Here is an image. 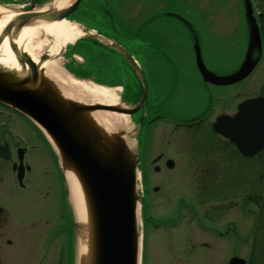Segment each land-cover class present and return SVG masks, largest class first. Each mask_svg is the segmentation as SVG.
Returning <instances> with one entry per match:
<instances>
[{"label": "rangeland", "instance_id": "obj_1", "mask_svg": "<svg viewBox=\"0 0 264 264\" xmlns=\"http://www.w3.org/2000/svg\"><path fill=\"white\" fill-rule=\"evenodd\" d=\"M16 1L25 3L29 0ZM127 1L128 5L126 6L125 2ZM263 1L264 0H253L254 4L252 5L258 12V16L260 12L264 10ZM91 2L96 1L82 0L78 8L71 14V17L80 20V15H83L87 16L86 20H91L92 22H97L99 20L106 22V18L103 14L89 13L88 7ZM97 2H102L107 7V10L119 20V22H117L118 24H116V35L122 43L129 47L131 35H139L138 38H132L134 41L131 44H134L136 48V51L132 52L136 55L143 67L147 65L144 42L148 32L145 28L147 7H145L146 5H144V3H147V6L149 5L152 16H155L160 9L161 12H174L189 20L191 26L184 25L182 21L170 16L161 17L163 18V24L167 27L164 32L165 36H163L160 41V43L164 45V56H166L167 61L156 59L153 52L152 58L156 65L168 75L165 84L169 80V71L178 72L179 81L183 84H190L189 86L183 85V92L179 93V98H175L173 102L170 101L165 108H177L185 117L193 115L202 110L206 105L211 104V101H207L208 97L206 94L208 93L210 96H213L212 108L209 113V118L212 120L222 109L226 111L228 109L233 110L236 102L245 96H250V94L258 92V90L262 88L264 82V61H261L246 79L227 86H215L203 82L198 77L195 68L193 51L194 35L192 30L196 31V37H198L197 39L201 48L202 60L208 70L218 76H226L235 71L238 67L246 46V26L243 21L237 20L238 12L236 6L238 3L236 0H234V3H236L232 5V8V0H97ZM119 3H122V5ZM116 4L119 6H116ZM228 5H230V10L228 9V11H222L218 14L214 11L220 6L228 7ZM203 11L205 13H202ZM200 13H202V15H200ZM222 13H229L226 17L231 18L233 23H221L217 21L216 17L225 18ZM210 17L214 18V23L213 21L210 23L206 19ZM75 26L79 29V26ZM38 38L42 42H44V39H47L49 42L51 41L50 37L43 34H40ZM98 49H102L106 52V49L102 47ZM44 51L45 49H42L40 52L42 53ZM79 51L84 56L86 68L90 69L91 73L95 74L99 72V68L103 69V75L101 74V77L104 81L117 77L127 80V76L124 75L126 72L123 66L124 62L116 53L108 50L109 55H107L109 58L105 60L104 57L98 59V54H95L97 57H94L92 52L90 53L82 48H80ZM57 59L59 68L64 70V63L67 60L62 56ZM103 64H105V66H102ZM116 65L118 69L113 72L111 69ZM161 69L160 73L162 74ZM103 79H101V81H103ZM114 90L119 94V88H114ZM205 124L206 123L201 125L203 130H206L207 126H205ZM128 125L132 129L131 124L128 123ZM161 126H159L157 130L155 129L156 131L149 145H147L148 141H146L145 147H143L142 144L140 153L144 150V155H142L141 159L143 161L145 158L143 169L145 170L144 172H146L148 186L158 183L162 192L168 194L171 200L165 204V206H159L156 203H161L163 198L158 197L154 207H149L147 209L149 214H147V216L151 218L143 226V264H224L233 254L247 259L249 255L248 245L249 241H251L250 236L254 229V217L242 212L239 206H233L224 210L229 199H234L232 197L238 195L239 191L235 192V188L240 189V186L244 183L238 180L235 175H239L240 173L245 175L247 173L248 168L245 161L239 158L237 163H233V159L232 162L228 164L225 154V157L222 155L223 159H221L217 155L209 153L207 154V159L210 162L216 160L220 161V163L212 164V167H209L205 161L203 166H208L209 168L204 171L202 165L197 166L193 164L194 151H188L184 154L181 150V152L177 154L180 148L176 150L175 146H161L164 133L162 132L163 128H161ZM155 127H157V124H155ZM203 130L199 132L198 136L204 134ZM209 137L207 143L213 139L212 136ZM167 138H173V134H171V136L168 134ZM180 145L187 146L184 142L183 144L180 143ZM208 145H210V143H208ZM161 149L167 150V154H171L172 156L176 154L177 157L175 160L177 163L173 169H165L162 167L160 171H154L150 165H147L146 161L154 157ZM203 158H206V156H203ZM203 176L212 183L208 188H210L211 191H217L219 194L216 200H214V204L223 205V209H220L223 214L217 218L215 227L224 233L222 236H215L213 249H210V251H207V249H205V251L199 249L195 250L192 254H187L185 248L187 244L185 242L186 238L190 237L196 242H201L207 240V234L202 233L201 230L193 224V222H195L194 218L188 217V213L185 212L186 209H181L184 210V213L179 218V222H176V227L170 229L168 233L161 228L154 229V224L156 223V218L159 216H167L169 220H171L178 212L180 203H193L192 205H194L195 209L201 210L202 206L195 202V195L197 194L196 186L192 189L191 184H193L194 178L200 177L201 179ZM1 186H3V184H0V187ZM232 186L235 188L231 189ZM0 201L7 206L13 205L12 198L8 195H4L1 191ZM27 205L31 207V205ZM11 208L19 210L18 206L14 207L13 205ZM32 211L37 213L35 209H32ZM138 220L140 224L139 213ZM169 238L171 239L174 255L177 259L170 257L168 250ZM71 239H73V236ZM261 241H264V234ZM23 248L22 245H3L1 251L2 249L4 250L5 254L3 251L2 253L5 257V263H26L27 255ZM210 255L211 259L209 258Z\"/></svg>", "mask_w": 264, "mask_h": 264}, {"label": "water", "instance_id": "obj_2", "mask_svg": "<svg viewBox=\"0 0 264 264\" xmlns=\"http://www.w3.org/2000/svg\"><path fill=\"white\" fill-rule=\"evenodd\" d=\"M80 1L74 0L58 10L37 9L33 2L26 9L20 8L16 16L4 23L0 29V44L7 40L19 70L0 65V102L20 111L41 129L58 157L63 174L64 168L72 170L80 183L86 219L77 221L71 207L74 264L80 242L89 245L88 264H139L138 208L142 196L137 187L139 147L135 137L140 127L131 129L128 117L119 133L113 131L112 134H105L90 113L111 111L127 118L137 112L146 100L141 70L123 48L111 43L132 68L140 88L139 99L136 102L117 100L114 104L80 101L64 95L57 81L45 77L40 65L45 60L59 58L68 43L92 34L78 35L54 55L46 50L39 52L36 61L14 40L20 29L33 21L65 20ZM174 16L182 20L180 16ZM246 18L248 43L243 60L236 71L226 76H218L206 68L195 40V64L203 81L217 85L232 84L253 70L260 57L261 39L247 1ZM92 36L99 39L96 34ZM254 50L257 56L253 58ZM60 70L66 76L80 80L65 69ZM212 127L215 132L235 143L244 155L255 154L264 145V98L258 96L243 101L234 116L220 115ZM226 264H245V260L233 256Z\"/></svg>", "mask_w": 264, "mask_h": 264}, {"label": "flooded vegetation", "instance_id": "obj_3", "mask_svg": "<svg viewBox=\"0 0 264 264\" xmlns=\"http://www.w3.org/2000/svg\"><path fill=\"white\" fill-rule=\"evenodd\" d=\"M232 2L231 8L235 4L234 0ZM125 3L127 6L128 1ZM119 4L122 5V3ZM144 5L147 7L145 28L148 32L144 46L148 65L144 72L147 83V99L145 104V119L142 126L143 146L146 141L149 140L150 142L157 128L162 125V132L165 133H163V138L164 136H168L169 133L173 134V138L171 141L167 140V138H162L161 146L171 143L179 146L180 143L183 144L184 140L189 145L186 146V149L194 151L196 137H199V132L203 130L201 125L210 119L209 113L212 106L205 107L202 113L193 114L188 117H185L177 108H165L164 110L163 108L167 107L170 101L173 102L175 98H179V93L183 92V85H190L180 82L178 80V72L172 71H169L170 76L166 83V86H168L167 91L161 92L158 98L155 99L153 95L155 81L152 80V74L157 71V68L151 63L152 52L157 56H164L165 54L164 45L160 41L165 36L164 32L167 27L163 24V18L161 17L167 16L168 12H161L159 9L158 13L152 16L149 5L147 6V3H144ZM96 6L99 12L106 18V22L99 20L91 23L94 25L95 31L112 37L113 40L120 43L130 54H133L132 51H135L136 48L134 44H131L134 41L132 38H138L139 35H131L130 46H126L116 35V24H118L119 20L107 10V7L102 2H97ZM116 6L119 5L116 4ZM236 7H239L238 9L240 10V12L237 10V14L239 15L237 20L244 21L241 17L243 14L242 3ZM216 9L215 12L218 14L222 11L230 10V5L228 7L220 6ZM206 19L210 23L212 21L213 23L215 22L214 18ZM216 20L221 23H233L231 18H216ZM127 72L130 76L129 82L118 81L123 85L125 92L126 85L138 88V83L131 69L128 68ZM132 98L133 100L136 99V97ZM237 104L234 105L233 110L228 109L226 111L222 109L213 119L220 113L232 114ZM141 115L142 111H139L133 118L140 122ZM212 120L208 123L210 127ZM155 124H157V127H155ZM199 138L204 139V136L202 135ZM180 147L183 148L181 145ZM217 148L216 146H212L205 150L204 153L219 155L222 151L220 148ZM182 150L183 153L187 152L184 149ZM230 153L227 151L224 154L230 155ZM155 157H158V160L153 162V159H151L152 167H157L159 170L162 167L166 169L167 160L171 157L166 156L163 149ZM218 163L219 161L206 162L209 167L212 164ZM171 164L172 167L168 169H173L176 165L175 162ZM208 166L205 169L209 168ZM200 181L204 180L200 179ZM0 184H3L0 187L1 193L10 196L14 207H19V210H14V208H11L13 205L7 206L0 201V264H6L4 250L2 249L4 254L1 251L3 245H22L27 255V260L24 264H70L73 223L67 203L64 181L56 156L32 123L19 111L3 103H0ZM156 186L157 191H160V185L156 184ZM154 187L155 185L150 188L152 192H155L153 190ZM144 190L145 207L147 208L152 206L155 200L154 194H149L148 187ZM169 197V195L162 196V201L165 203L169 202ZM27 204L31 205V207H28ZM32 209H35L37 213H34ZM188 211L194 214L196 227L202 233L207 234V240L195 242L194 239H190L188 243L194 246V249L201 248L210 251V249H213L216 234L215 209L208 203L201 210L189 209ZM181 212V210H178L177 216L178 214L181 215ZM177 216L171 220L167 219L166 216V219H162L160 222L158 218V222L155 220L154 227L162 225L167 227L168 224L174 223ZM219 234L221 235L222 232H219ZM168 243V250L172 257V243ZM209 258L211 259V255Z\"/></svg>", "mask_w": 264, "mask_h": 264}, {"label": "bare ground", "instance_id": "obj_4", "mask_svg": "<svg viewBox=\"0 0 264 264\" xmlns=\"http://www.w3.org/2000/svg\"><path fill=\"white\" fill-rule=\"evenodd\" d=\"M73 1L74 0H51L45 3L42 9H62L70 5ZM18 13V8L0 5V29L4 23L12 19ZM80 33V30L75 24L67 20L33 21L23 26L15 35L14 40L36 61L37 55L42 49L54 55L62 49L65 43L72 41ZM40 34L50 37L51 41L49 42L47 39H44V42H42L38 38ZM0 65L5 68L19 70V65L9 49L6 39L0 44ZM40 67L44 70L45 77L57 81L63 94L68 97L80 101L91 100L107 104H114L117 102L118 97L114 88L97 86L86 81H79L66 76L58 66V59L45 60L41 63ZM90 115L105 134H112L113 131L119 133L127 123L126 116L116 112L96 111L90 113ZM127 144L129 145L130 143L127 141ZM64 177L69 203L72 207L75 219L77 221L85 220L86 206L80 183L74 172L70 169L64 168ZM88 256V243L80 242L76 249V264H88Z\"/></svg>", "mask_w": 264, "mask_h": 264}, {"label": "trees", "instance_id": "obj_5", "mask_svg": "<svg viewBox=\"0 0 264 264\" xmlns=\"http://www.w3.org/2000/svg\"><path fill=\"white\" fill-rule=\"evenodd\" d=\"M258 20L260 22L264 60V10L260 12ZM261 93L264 95V84ZM237 178L244 182L238 193V196L241 197V205L243 209L252 212L255 216L254 235L258 231L260 223H262L261 228L264 234V149L252 160V163L249 162L247 173L245 175L240 173ZM231 188L235 187L232 186ZM250 204L253 205V209L249 207ZM248 264H264V241H260L250 250Z\"/></svg>", "mask_w": 264, "mask_h": 264}]
</instances>
